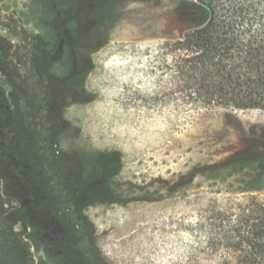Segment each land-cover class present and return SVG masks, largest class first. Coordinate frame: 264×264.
Instances as JSON below:
<instances>
[{"label":"rangeland","instance_id":"374dc122","mask_svg":"<svg viewBox=\"0 0 264 264\" xmlns=\"http://www.w3.org/2000/svg\"><path fill=\"white\" fill-rule=\"evenodd\" d=\"M77 1L0 0V93L28 127L35 113L20 87L37 82L33 60L44 49L54 51L50 73L71 72L70 49L62 52L57 41L71 26L93 61L85 81L92 100L68 103L50 121L60 129L59 162L77 161L89 179L85 213L106 262L230 261L226 248L216 250L215 220L229 207L264 201V113L235 111L240 128L225 124L224 110L203 118L186 111L164 62L166 43L183 28L178 6L184 0ZM6 25L39 38L45 48L15 55L8 43L21 42ZM246 151L259 158L249 160ZM111 163L117 167L105 174ZM30 244L36 264H54Z\"/></svg>","mask_w":264,"mask_h":264},{"label":"trees","instance_id":"16d2710c","mask_svg":"<svg viewBox=\"0 0 264 264\" xmlns=\"http://www.w3.org/2000/svg\"><path fill=\"white\" fill-rule=\"evenodd\" d=\"M77 3L73 0V6ZM178 17L183 28L178 38L166 43L168 58L164 62L169 75L179 84L186 111L193 110L203 118L224 110L225 124L240 128L235 111L264 113V0H184L178 6ZM6 27L21 42L16 47L8 43L15 48V55L22 53L30 57L34 48L39 45L45 48L46 44H41L43 41L39 38ZM76 36L71 26L66 27L65 33H58V43L70 49L73 68L68 75L59 77L50 73V62L55 60L51 49H44L43 55L33 60L37 84L25 90L24 95L36 108L42 133L50 119L60 115L68 103L92 100L85 81L93 61L91 55L79 47ZM9 49L12 51L10 46ZM7 105L5 95L0 93V121L6 115ZM55 126L59 136L60 129ZM2 143L0 137V145ZM256 146L253 144L249 149ZM4 154L0 147V264H36L30 241L44 244L43 233L38 231L36 217L11 206L17 202V193L6 187L10 177L1 169ZM239 154L245 156V151ZM248 154L249 160L259 158L254 152ZM67 164L64 166L57 161V171L46 178L43 168L42 178L36 177V180L64 181L68 184L65 188L74 194L85 188L88 192L89 179H83V167L77 161L69 160ZM116 167L117 164L111 163L105 174ZM19 223L23 226L21 231L16 230ZM214 227L218 231L216 250L226 248L231 259L223 264H264V201L252 199L220 211ZM30 228L33 229L30 231Z\"/></svg>","mask_w":264,"mask_h":264},{"label":"flooded vegetation","instance_id":"af4514ba","mask_svg":"<svg viewBox=\"0 0 264 264\" xmlns=\"http://www.w3.org/2000/svg\"><path fill=\"white\" fill-rule=\"evenodd\" d=\"M58 44L63 52L65 48ZM20 91L24 96L22 85ZM32 108L35 114L28 127L23 123L21 113L11 111L9 103L4 110L6 115L0 121L3 141L0 147L5 151L3 163L10 176L6 187L17 193L16 208L38 218L37 228L43 233L44 244L37 246L50 254L54 264H108L85 213L87 201L83 194L88 193L87 188L74 194L65 188L68 184L64 181L36 180V177L42 178L43 168L46 169L45 178L54 174L57 161L64 157L59 158L55 123L48 122L42 133L36 108Z\"/></svg>","mask_w":264,"mask_h":264}]
</instances>
